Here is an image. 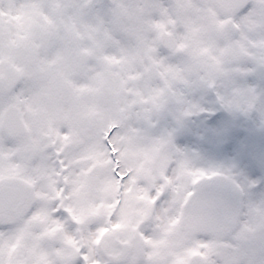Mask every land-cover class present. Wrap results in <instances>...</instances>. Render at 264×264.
Masks as SVG:
<instances>
[{"label":"snow or ice","instance_id":"obj_1","mask_svg":"<svg viewBox=\"0 0 264 264\" xmlns=\"http://www.w3.org/2000/svg\"><path fill=\"white\" fill-rule=\"evenodd\" d=\"M0 264H264V0H0Z\"/></svg>","mask_w":264,"mask_h":264}]
</instances>
